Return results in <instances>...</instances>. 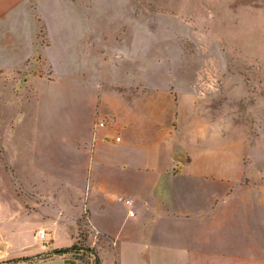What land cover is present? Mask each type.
Wrapping results in <instances>:
<instances>
[{
	"label": "rangeland",
	"instance_id": "374dc122",
	"mask_svg": "<svg viewBox=\"0 0 264 264\" xmlns=\"http://www.w3.org/2000/svg\"><path fill=\"white\" fill-rule=\"evenodd\" d=\"M108 87L139 103L162 94L169 123L183 125L178 144L185 126L212 129V177L230 184L203 230L167 224L145 263L264 264V0H0V237L11 251L38 247L32 184L60 186L45 169L85 117L102 116ZM80 228L67 252L92 262Z\"/></svg>",
	"mask_w": 264,
	"mask_h": 264
},
{
	"label": "crops",
	"instance_id": "0c3cea01",
	"mask_svg": "<svg viewBox=\"0 0 264 264\" xmlns=\"http://www.w3.org/2000/svg\"><path fill=\"white\" fill-rule=\"evenodd\" d=\"M108 88L102 116L94 110L85 117L80 134L65 139L61 163L45 169L59 176L60 186L32 184L29 210L40 219L33 231L38 247L14 254L11 242L0 237V264H87L67 250L53 253L69 248L81 223L101 264H146L142 255L149 240L165 234L167 224L171 230L199 221L203 230L209 223L215 200L230 187L212 177L213 130L185 126V141L178 144L183 125L169 123L176 112L162 94L151 93L139 103ZM145 224L151 225L147 233L140 229ZM40 229L43 240L36 235ZM59 233L67 241L59 240Z\"/></svg>",
	"mask_w": 264,
	"mask_h": 264
},
{
	"label": "trees",
	"instance_id": "16d2710c",
	"mask_svg": "<svg viewBox=\"0 0 264 264\" xmlns=\"http://www.w3.org/2000/svg\"><path fill=\"white\" fill-rule=\"evenodd\" d=\"M66 250H67L66 248H64V249H56V250L53 251V253L59 254V253H61L63 251H66ZM91 252L93 253V261L91 262V261L86 260L87 264H101L99 258L96 256L94 250H92Z\"/></svg>",
	"mask_w": 264,
	"mask_h": 264
},
{
	"label": "built area",
	"instance_id": "2783aa9c",
	"mask_svg": "<svg viewBox=\"0 0 264 264\" xmlns=\"http://www.w3.org/2000/svg\"><path fill=\"white\" fill-rule=\"evenodd\" d=\"M99 125H100V126L103 125V122H100ZM36 235H37V237H38L39 239L43 240V239H44V236H45V230H44V229H40V230H38V232H37Z\"/></svg>",
	"mask_w": 264,
	"mask_h": 264
}]
</instances>
